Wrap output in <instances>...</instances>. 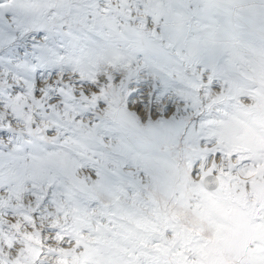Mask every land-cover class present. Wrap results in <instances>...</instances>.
<instances>
[{
	"label": "rangeland",
	"instance_id": "obj_1",
	"mask_svg": "<svg viewBox=\"0 0 264 264\" xmlns=\"http://www.w3.org/2000/svg\"><path fill=\"white\" fill-rule=\"evenodd\" d=\"M259 3L0 0V264H264Z\"/></svg>",
	"mask_w": 264,
	"mask_h": 264
},
{
	"label": "crops",
	"instance_id": "obj_2",
	"mask_svg": "<svg viewBox=\"0 0 264 264\" xmlns=\"http://www.w3.org/2000/svg\"><path fill=\"white\" fill-rule=\"evenodd\" d=\"M259 4H254L253 14L258 17V19L264 21V0H259ZM254 49L256 50V56L261 60L262 63L256 62L258 73L261 76H264V39L258 41L257 44H254Z\"/></svg>",
	"mask_w": 264,
	"mask_h": 264
}]
</instances>
